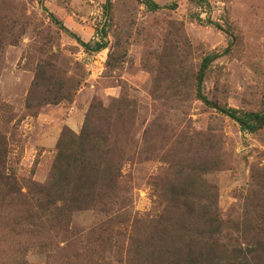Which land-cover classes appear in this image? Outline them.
<instances>
[{"label":"rangeland","instance_id":"374dc122","mask_svg":"<svg viewBox=\"0 0 264 264\" xmlns=\"http://www.w3.org/2000/svg\"><path fill=\"white\" fill-rule=\"evenodd\" d=\"M106 2L0 0V169L25 193L0 183V264H139L143 221L172 193L178 206L184 195L217 208L219 243L249 252L245 227L264 212V120L248 129L225 110L264 114V0ZM44 69L65 93L79 83L70 101L31 91ZM85 127L118 162L122 198L44 225L29 197Z\"/></svg>","mask_w":264,"mask_h":264},{"label":"trees","instance_id":"16d2710c","mask_svg":"<svg viewBox=\"0 0 264 264\" xmlns=\"http://www.w3.org/2000/svg\"><path fill=\"white\" fill-rule=\"evenodd\" d=\"M106 1L108 8L110 0ZM151 5L156 6V4ZM96 48H103V43L97 42ZM208 59L209 57H206L204 62ZM49 71L44 69L37 73L31 91L39 88L49 93L53 89H58L51 94L52 96L40 98V102L45 104L70 101L79 83H74L72 90L68 89L65 93L64 84L56 88V77L51 76ZM27 105H29L28 99ZM225 111L248 129L250 125H246L247 119L252 118L258 122L264 120V114L246 113L240 117L235 108ZM94 142L99 144L95 135L87 132L85 127L67 145V148L61 146L51 167L49 184L38 191H33L34 200L29 197L28 211L38 209V211L34 210L36 211L34 216L37 217V213H39L37 218L43 216L46 221L44 225L53 222L56 224L71 222L76 212L88 211L96 207L107 209V206L122 198L123 194H119L121 174H119L118 162L111 157L103 160L101 154L104 150L101 146L97 150ZM6 153L5 146L0 142V167L3 166ZM0 183L8 188V196L25 195L21 188L17 187V179L6 174L2 169H0ZM172 195L170 200L173 204L166 209L167 214L163 213L156 219L146 216L143 221L149 224L150 229L147 237H144L146 246L140 245L137 238L131 237L129 240V242L134 240L140 245L132 254V258L139 261V264H264V212L253 211L256 224L245 227V230L253 232L252 238L255 239V247L247 252L241 248H233L228 243H219L216 235H220L224 221L219 217L217 208L186 206L184 195L181 206H178L175 203L177 198L173 193ZM173 209L177 211L175 219L170 215ZM177 222L179 224H176Z\"/></svg>","mask_w":264,"mask_h":264}]
</instances>
